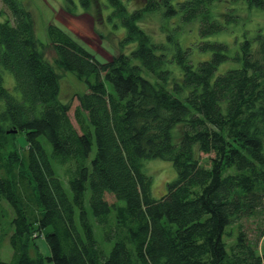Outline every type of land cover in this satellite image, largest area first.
<instances>
[{"label": "trees", "instance_id": "obj_1", "mask_svg": "<svg viewBox=\"0 0 264 264\" xmlns=\"http://www.w3.org/2000/svg\"><path fill=\"white\" fill-rule=\"evenodd\" d=\"M0 1L10 14L0 22V66L20 94L4 88L0 73V248L8 237L12 250L0 264H264V29L244 36L233 54L209 40L241 23L244 8L264 9V0H144L131 11V0H108L125 35L122 52L104 63L49 25L50 63L30 12L20 0ZM148 15L175 21L164 41L140 27ZM188 26L199 51L210 53L196 65L191 46L180 43ZM56 70L86 86L76 95L79 131L59 101ZM41 137L68 167L71 199ZM151 159L176 172L158 200L144 172ZM87 189L90 214L112 244L108 255L94 237ZM256 218L252 240L241 223Z\"/></svg>", "mask_w": 264, "mask_h": 264}, {"label": "rangeland", "instance_id": "obj_2", "mask_svg": "<svg viewBox=\"0 0 264 264\" xmlns=\"http://www.w3.org/2000/svg\"><path fill=\"white\" fill-rule=\"evenodd\" d=\"M20 2L24 8L30 12L33 18L35 37L46 46L45 57L50 63H53L54 53L49 47V39L47 36V27L49 25H53L65 32L71 37V39H73V41L79 44L101 63L110 60L112 57L117 56L122 52L119 50L118 42L124 37L125 30L120 22L117 19V21H115V18L112 17L113 9L109 5L108 0H20ZM143 4L144 0H131L128 7L129 11L139 9ZM7 18L10 19V14L0 1V22H3ZM241 20V23L229 27L227 31L215 35L209 40L226 44L230 48V54L235 53L236 48L238 47L237 44L244 36L248 38L249 36H253L256 29L257 31L262 30V28L264 29V9L248 11L244 8L241 12ZM174 25L175 21L164 23L158 15H148L140 23V27L157 42L164 41L165 35L168 34L169 29L173 28ZM190 28H192L193 33L189 32ZM194 28L195 26L183 28V34L180 36V43L183 49L191 46L192 53L190 59L196 65L197 62L207 60L210 57V53H201L197 48V42H195L197 40V34L196 32L194 33ZM128 50L129 49H125L123 52L127 53ZM228 66L229 65H225L223 69ZM56 71L61 76L59 82V101L63 104L70 105V111L68 113L69 118L74 128L79 131L74 120V111L78 106L76 95L84 94L86 92V86L79 82L71 72ZM0 73L4 88L8 89L10 94L15 98L20 99V94L14 90L15 81L13 75L1 66ZM3 109L4 102L1 101L0 112ZM39 141L51 161L56 177L61 181L65 193L71 199L68 177L65 174V170L68 167L57 165L52 157L51 146L45 138L41 137ZM17 146L19 148H24L26 146L25 135L23 133H20L17 136ZM94 154L95 147L93 146L87 160L88 164ZM143 166L144 172L152 179V198L158 200L165 194L167 184L176 179V172L169 162L163 160H147L143 163ZM89 194V189H87L84 204L93 226L94 237L98 245L102 247L105 254L108 255L112 248V244L105 242L102 228L96 224L94 218L90 214ZM105 200L109 204L115 203L114 198L108 194L105 195ZM117 204L123 206L122 202H117ZM109 217L111 220H114L113 211H111ZM259 224L260 220L257 218L245 220L241 223L242 229L246 231V234L250 236V239L252 240L256 238L257 227ZM228 231L231 232V236L224 237V240L227 244H230L235 235L236 225L228 228L227 232ZM36 243L40 253L43 256H47L49 249L45 241L42 238H39ZM260 244V250H262L264 247V240ZM44 251H48V253H45ZM11 257L12 250L7 237L1 244L0 259L3 262H10Z\"/></svg>", "mask_w": 264, "mask_h": 264}, {"label": "crops", "instance_id": "obj_3", "mask_svg": "<svg viewBox=\"0 0 264 264\" xmlns=\"http://www.w3.org/2000/svg\"><path fill=\"white\" fill-rule=\"evenodd\" d=\"M45 253H48V251H44ZM32 254V253H31ZM32 255H34V253L32 254ZM47 256H49V253H48V255Z\"/></svg>", "mask_w": 264, "mask_h": 264}, {"label": "water", "instance_id": "obj_4", "mask_svg": "<svg viewBox=\"0 0 264 264\" xmlns=\"http://www.w3.org/2000/svg\"><path fill=\"white\" fill-rule=\"evenodd\" d=\"M9 133H16V131H11V132H9Z\"/></svg>", "mask_w": 264, "mask_h": 264}]
</instances>
